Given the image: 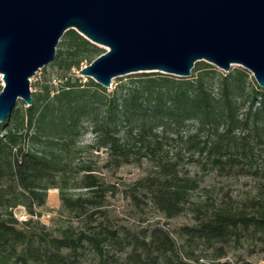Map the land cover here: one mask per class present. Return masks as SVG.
I'll use <instances>...</instances> for the list:
<instances>
[{
	"label": "trees",
	"instance_id": "obj_1",
	"mask_svg": "<svg viewBox=\"0 0 264 264\" xmlns=\"http://www.w3.org/2000/svg\"><path fill=\"white\" fill-rule=\"evenodd\" d=\"M86 46L94 47L69 30L56 50V60L67 51L69 58L65 59L73 61L64 64L63 69L78 68L83 59L80 49ZM94 49L96 57L104 53ZM207 68L195 63L193 72L198 75L193 80H180L171 87L161 84L162 80L147 79L122 88L119 97L112 95L105 101L99 94L105 89L85 87L65 78L51 97L47 90L43 100L32 98L33 103L25 109L19 124L11 125L10 120L1 123L0 193L13 197L15 202L10 207L21 205L31 217L37 216L34 208H42L45 202L42 191L59 188L62 208L83 215L87 229L66 228L59 236H53L32 219L19 225L11 212L0 213V264H80L87 249L93 253L95 264H199L197 258L190 256L191 250L187 261H183L175 241L162 228L135 233L111 227L101 210L108 188L90 167L78 169L83 173L80 185L87 190V197L66 196L55 178L65 174L68 164L63 159L68 158L81 125L90 121L92 132L108 151L109 165L120 168L139 159L151 161L153 174L138 181L135 189L143 191V197L165 218L180 214L197 182L181 170L178 161L164 159L167 131H176L190 121L197 123V130L211 131L214 140L188 136V148L200 156L205 154L212 169L227 174L248 163L242 154L244 148H234L239 145L234 133L247 129L250 118L254 123L264 120V88L256 86L248 95L247 109L239 118L236 98L245 90L246 78L242 74L241 78L219 77V93L215 96L211 90L213 78L208 77L216 72H208ZM101 106L103 119L98 113ZM120 128L124 131L122 136ZM226 137L231 144L223 143ZM62 153L67 154L65 158ZM17 190L19 198L15 196ZM130 197L135 204L141 201L133 193ZM20 198L22 202H18ZM251 209L250 214L219 210L193 226L181 228L179 233L190 249L201 247L218 257L223 255V246L238 243L246 236L261 243L264 251V202H253Z\"/></svg>",
	"mask_w": 264,
	"mask_h": 264
},
{
	"label": "water",
	"instance_id": "obj_2",
	"mask_svg": "<svg viewBox=\"0 0 264 264\" xmlns=\"http://www.w3.org/2000/svg\"><path fill=\"white\" fill-rule=\"evenodd\" d=\"M69 30L105 49L78 72L104 89L134 73L188 78L200 61L264 88V0H0V124L18 99L32 105L31 78Z\"/></svg>",
	"mask_w": 264,
	"mask_h": 264
},
{
	"label": "rangeland",
	"instance_id": "obj_3",
	"mask_svg": "<svg viewBox=\"0 0 264 264\" xmlns=\"http://www.w3.org/2000/svg\"><path fill=\"white\" fill-rule=\"evenodd\" d=\"M65 35V34H64ZM64 36L59 41L56 50L59 49ZM89 43V42H88ZM91 44V43H89ZM93 48L86 46L81 48L82 60L78 68H72L69 71L63 69L64 64L72 62V59H65L67 51L53 62L40 69L32 78L30 83V91L32 98L43 100L48 90L50 97L54 95L68 78L71 83L77 81L78 84L93 88L92 85L102 88L89 78L79 75V70L88 66L90 60L96 59L95 49L105 52V49L93 45ZM66 60V61H65ZM200 68H207L208 72L215 71L216 75L209 76L213 78L212 92L215 96L219 93V77L230 76V78H241L243 75L245 90L236 98L238 106L239 118H242L247 109L248 95L257 86L252 74L239 65H232L228 72H223L218 68L206 62H197ZM198 72H193L188 78H180L159 72L134 73L117 77L112 80L111 87L105 89V92L99 91V94L107 100L109 96L119 97L122 88L136 86L140 82L147 79L162 80L160 83L171 86L180 80H193ZM2 82L0 78V92ZM103 101V102H104ZM26 104L22 100H17L10 116V124L16 125L23 120ZM99 118L105 117L104 108L101 106L98 110ZM264 120L254 123L250 118L248 128L245 130H237L234 133V139L237 140L238 146L236 150L244 148L243 155L247 163L243 167H237L227 174L219 172L211 168L209 159L205 154L200 156L198 152L190 151L187 137L196 135L197 138L204 140H214L211 137V131L206 129L197 130V123L190 121L176 131H167V139L163 145L164 159L178 161L180 168L187 176L197 182L195 189L189 192L188 202L184 205L183 211L175 217L165 218L152 204L143 197L144 192L139 188L135 189V184L152 175L154 165L148 159H139L128 165H122L120 168H114L109 165L108 151L101 146L95 133L92 132V124L90 121H84L81 125L79 136L74 139L73 146L67 159L63 162L67 163L64 175L59 174L55 178L58 187L63 188L66 196L76 198L79 196L87 197V190L80 185L83 173H79L78 169L88 166L93 170V174L99 179V182L107 186L105 201L101 210L105 213L111 227L127 230L130 232L140 233L144 230H150L159 227L166 230L176 243L179 255L183 261H187V252L193 251V255L198 259L199 264H264V251L261 243L246 236L237 242H230L223 246V255L218 257L211 250H202L201 247L193 250L187 247L184 237L179 233L180 229L185 226H193L199 220L210 217L214 212L222 210L228 212L244 211L248 214L252 213L251 204L255 201L264 202ZM221 128L218 132H221ZM120 136L123 135V128H120ZM177 134H176V133ZM246 141L243 144L242 141ZM230 142V143H228ZM223 143L231 144V139L224 138ZM244 145V146H243ZM63 158L67 154H63ZM193 160V161H192ZM251 166V169H249ZM44 184L47 185L46 182ZM44 186V185H43ZM50 190V189H49ZM49 190L42 191L46 194L44 206L42 208H34L37 216L31 217L26 209L21 205L10 207L15 201H12L10 194L0 193V213L11 212L13 217L22 222L32 219L38 222L39 226H43L45 230L53 236H59L66 228L74 230H85V218L83 215L76 213H68L65 211L59 200V188L55 189V193L50 194ZM18 190L15 193L17 196ZM135 194L141 201L135 204L131 199V194ZM53 194L55 196L53 197ZM18 197V196H17ZM19 198V197H18ZM11 200V201H10ZM23 199H18L22 202ZM10 203L8 204V202ZM101 220V219H99ZM189 254V253H188ZM96 259L92 252L88 249L83 252L80 264H95Z\"/></svg>",
	"mask_w": 264,
	"mask_h": 264
},
{
	"label": "bare ground",
	"instance_id": "obj_4",
	"mask_svg": "<svg viewBox=\"0 0 264 264\" xmlns=\"http://www.w3.org/2000/svg\"><path fill=\"white\" fill-rule=\"evenodd\" d=\"M55 192H56L55 189H50V190H49V193H50V194L55 193Z\"/></svg>",
	"mask_w": 264,
	"mask_h": 264
},
{
	"label": "crops",
	"instance_id": "obj_5",
	"mask_svg": "<svg viewBox=\"0 0 264 264\" xmlns=\"http://www.w3.org/2000/svg\"><path fill=\"white\" fill-rule=\"evenodd\" d=\"M55 196V194H53V197Z\"/></svg>",
	"mask_w": 264,
	"mask_h": 264
}]
</instances>
